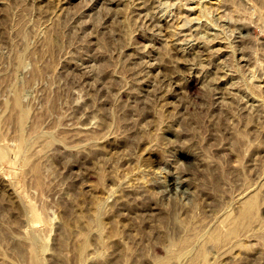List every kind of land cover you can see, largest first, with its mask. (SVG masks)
<instances>
[{
  "label": "rangeland",
  "instance_id": "374dc122",
  "mask_svg": "<svg viewBox=\"0 0 264 264\" xmlns=\"http://www.w3.org/2000/svg\"><path fill=\"white\" fill-rule=\"evenodd\" d=\"M34 262L264 264V0H0V264Z\"/></svg>",
  "mask_w": 264,
  "mask_h": 264
},
{
  "label": "bare ground",
  "instance_id": "6f19581e",
  "mask_svg": "<svg viewBox=\"0 0 264 264\" xmlns=\"http://www.w3.org/2000/svg\"><path fill=\"white\" fill-rule=\"evenodd\" d=\"M14 103L16 105L18 104V98L17 97H15ZM255 204H256V197L255 196L247 198L245 200L242 208L240 209V212L238 214L237 219H234L232 221V224L229 227L228 233L220 234V233L216 232L212 235L213 240L214 241H220V240L225 239L228 236L234 235L238 232L239 226L241 223L248 224L249 222H251L255 216V214H254ZM201 251H204V249H202ZM34 264H35V262H34Z\"/></svg>",
  "mask_w": 264,
  "mask_h": 264
}]
</instances>
